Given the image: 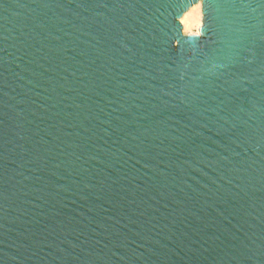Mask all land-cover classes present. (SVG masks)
<instances>
[{"label":"water","instance_id":"1","mask_svg":"<svg viewBox=\"0 0 264 264\" xmlns=\"http://www.w3.org/2000/svg\"><path fill=\"white\" fill-rule=\"evenodd\" d=\"M0 0V264H264V0Z\"/></svg>","mask_w":264,"mask_h":264},{"label":"bare ground","instance_id":"2","mask_svg":"<svg viewBox=\"0 0 264 264\" xmlns=\"http://www.w3.org/2000/svg\"><path fill=\"white\" fill-rule=\"evenodd\" d=\"M185 35H202L201 28L204 25L203 1L193 4L180 18Z\"/></svg>","mask_w":264,"mask_h":264}]
</instances>
